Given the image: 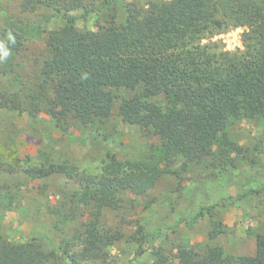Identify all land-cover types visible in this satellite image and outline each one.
<instances>
[{"label":"rangeland","instance_id":"rangeland-1","mask_svg":"<svg viewBox=\"0 0 264 264\" xmlns=\"http://www.w3.org/2000/svg\"><path fill=\"white\" fill-rule=\"evenodd\" d=\"M22 1L0 0V29L9 22L24 34V46L0 61V235L17 243L38 238L57 254L47 264H71L62 249L67 247L81 264H154L157 252L175 258L180 247L254 254L264 232V113L230 120L227 141H217L206 155L168 163L150 128L122 120L119 106L130 90H116L120 98L109 117L89 125L46 111L32 116L26 94L14 99L20 81L31 87L38 80L49 55L48 35L68 24L66 13L77 17L78 30L97 29L142 18L152 4L167 0H86L72 12L44 2L25 9ZM243 32L228 28L203 43L212 39L226 50L243 49ZM112 157L155 164L164 173L145 194H104L100 226L122 238L103 258L84 259L81 239L96 203L89 193L97 189L87 177L98 176ZM50 165L65 170L32 175Z\"/></svg>","mask_w":264,"mask_h":264},{"label":"trees","instance_id":"trees-1","mask_svg":"<svg viewBox=\"0 0 264 264\" xmlns=\"http://www.w3.org/2000/svg\"><path fill=\"white\" fill-rule=\"evenodd\" d=\"M85 1L23 0L22 6L31 9L44 2L72 12ZM65 16L68 24L48 35L49 55L38 80L31 87L20 81L22 89L13 95L20 99V93L26 94L32 116L46 111L57 120L70 115L89 125L109 117L120 98L116 90H130L132 96L122 97L119 106L122 120L150 128L162 141L166 161L174 163L204 156L217 141H227L230 120L264 113V0H167L152 4L142 18L87 30L73 25L74 15ZM233 27L244 28L243 49L226 50L212 39L203 43ZM9 32L16 40L14 45L8 41L10 52L19 51L24 34L7 22L0 40L6 41ZM60 170L65 167L50 165L32 175ZM163 173L155 164L112 157L98 176L87 177L97 189L89 193L96 203L81 239L84 259L103 258L122 238L100 226L104 194H145ZM59 249L71 264H81L68 247ZM156 256L154 264H264V232L252 255H226L216 246L202 253L180 247L175 258L163 252ZM56 257L38 238L17 243L0 235V264H47Z\"/></svg>","mask_w":264,"mask_h":264},{"label":"clouds","instance_id":"clouds-1","mask_svg":"<svg viewBox=\"0 0 264 264\" xmlns=\"http://www.w3.org/2000/svg\"><path fill=\"white\" fill-rule=\"evenodd\" d=\"M8 41L13 45L16 43L15 36L11 32L8 33L6 41L0 40V61L6 60L11 54Z\"/></svg>","mask_w":264,"mask_h":264}]
</instances>
